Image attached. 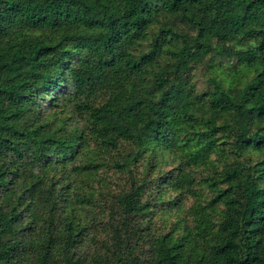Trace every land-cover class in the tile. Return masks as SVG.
Returning <instances> with one entry per match:
<instances>
[{
    "label": "trees",
    "instance_id": "obj_1",
    "mask_svg": "<svg viewBox=\"0 0 264 264\" xmlns=\"http://www.w3.org/2000/svg\"><path fill=\"white\" fill-rule=\"evenodd\" d=\"M0 264H264V0H0Z\"/></svg>",
    "mask_w": 264,
    "mask_h": 264
}]
</instances>
